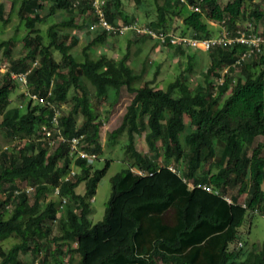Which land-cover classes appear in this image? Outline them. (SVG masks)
Returning a JSON list of instances; mask_svg holds the SVG:
<instances>
[{"label":"trees","instance_id":"obj_1","mask_svg":"<svg viewBox=\"0 0 264 264\" xmlns=\"http://www.w3.org/2000/svg\"><path fill=\"white\" fill-rule=\"evenodd\" d=\"M152 1L156 12L145 25L156 31L204 37L221 26L249 31L260 22L264 34V8L255 0H227L223 5L219 0ZM122 4L104 0L110 23L123 15ZM187 4L192 7L181 19ZM4 10L0 3L2 22L9 18ZM64 11L69 15L50 23L43 34L38 25ZM17 12L28 30L21 53L11 56L13 40H0V58L8 57L0 70V131L11 141L0 149V244L14 238L6 249L0 245V264H264V241L247 248L242 239L245 219L264 214V145L249 149L264 134V46L236 69L231 67L221 83L222 68L245 44L191 47L208 56L203 83L191 85L180 74L161 87L153 78H143L145 67L131 65L127 51L120 57L94 52L92 47L108 31L103 27L79 52L72 50L67 28L98 21L92 0H21ZM77 14L84 16L82 23ZM133 33L159 44L147 33ZM164 45L187 57L186 70L197 64V54L186 52L187 46ZM12 72H27L28 93L47 101L20 90ZM123 87L132 97L109 138L125 132L128 162L110 177L104 215L92 222L90 201L110 164L106 159L101 168L93 165L102 149L97 102L109 96L114 102ZM17 88L20 99H26L22 111L9 106ZM64 102L69 108H61ZM18 124L29 132L27 138L17 136ZM58 133L64 140L51 144ZM142 133L151 153L135 145L134 135ZM72 136L81 137V147L96 157L69 155ZM72 168L75 172L67 174ZM81 182L84 190L79 193ZM234 187L236 192L230 190ZM25 253L28 261L22 258Z\"/></svg>","mask_w":264,"mask_h":264},{"label":"rangeland","instance_id":"obj_2","mask_svg":"<svg viewBox=\"0 0 264 264\" xmlns=\"http://www.w3.org/2000/svg\"><path fill=\"white\" fill-rule=\"evenodd\" d=\"M122 16H117L115 18V23L117 26L121 24H126L130 22H136V24L141 25V27L153 18L156 12L154 1L152 0H140L144 3L143 6H140L136 0H122ZM227 0H219L221 5H223ZM259 3L264 8V0H255V3ZM0 3L5 9V16L8 14V19L6 22H2L0 20V40L1 39H12L13 43L10 46V55L17 56L21 53V48L23 45V39L28 31L22 22H20V18L18 15V7L21 3V0H0ZM251 3L247 2L246 6H250ZM191 8V5H186L181 11L180 18L186 15ZM69 15L68 12L64 11L60 14H57L53 17L47 18L43 23L38 26L41 28L42 33H45L46 27L52 23L53 21H58L60 18L66 17ZM88 15V14H86ZM90 15V14H89ZM92 18V13H91ZM123 16H126L130 21L124 22L126 20L123 19ZM84 17V16H82ZM81 15L77 14L76 21L82 23ZM86 17V16H85ZM177 19L178 22L180 21ZM134 19V20H131ZM88 22L83 23L82 27L67 28V31L70 34V37L67 42H69L70 47L73 51L79 52L82 47H84L87 43H89L93 38L102 33V27L97 22H92L90 19ZM218 25V24H217ZM262 27V23H258V27ZM221 28V27H220ZM136 31V30H135ZM134 31L128 29L123 32H108L106 36L101 38L100 43L92 47L96 54L104 53L107 56L120 57L126 51L129 53V62L136 69L140 70L142 66L145 67L143 72V78L145 79H154L155 84L165 87L170 79L175 78L177 75H182L186 77L191 83V85H195L198 82L203 83V76L205 69L207 67L208 56L206 52L196 51L191 49V47H186V52L196 53V63L193 68L189 71L186 70L188 66L187 57L179 54V51L175 49V47H168L166 45L156 44L153 40L146 37V39H141ZM131 40L130 46L128 47V41ZM58 58L59 55L56 54ZM7 55H2L0 61H6ZM3 67V66H2ZM240 69L235 70L234 74H238ZM155 72V73H154ZM20 93L19 89H15V91L11 94V102L9 106L19 107L21 111L24 109L26 104V99H20L18 96ZM73 90H70L69 97L72 95ZM132 94L128 93L125 88H121L118 98L114 102H110L111 98L105 97L97 102L98 109L100 111L101 118L103 119V124L100 127L99 135H100V143L102 146L101 153L98 155V158L93 162V165L96 168H101L104 165V161L106 159L110 160L109 167L106 173L101 177L97 184L96 192L93 195L90 201V211L88 213V217L90 221L96 222L100 220L105 212V207L110 196L111 192V183L110 177L114 175L116 172L120 171L123 167L126 166L128 159L125 155V144H126V135L125 132L122 131L118 136L114 138H109V132L115 129L122 119V116L126 110V106L129 104L131 100ZM61 108L66 109L69 108V103L64 102L61 104ZM78 120H81V115H76ZM1 119V116H0ZM185 123L188 125L189 120L186 117ZM189 130L187 126L185 128V132ZM16 134L19 138L24 139L27 138L29 132L26 128L18 124ZM143 134H135L134 142L137 149L143 150L146 153H151L148 146L144 141ZM11 141L8 140L3 132L0 131V149H3L5 145L10 144ZM258 143H262L264 145V134L256 136L249 145V149L256 146ZM157 160L162 163V157L160 155L157 156ZM215 170V169H214ZM20 186H24L19 183ZM264 189V185H263ZM84 190V183L81 182L76 187V191L81 193ZM233 192H236L237 187L230 189ZM229 195V193H228ZM244 194H242L239 199H243ZM229 200V199H228ZM242 202V201H241ZM64 205L59 206L57 216H60L64 211ZM250 223V224H249ZM243 236L242 239L245 242L247 248L259 247L262 241H264V214L263 213H254L252 216V220L249 221L245 219L242 224ZM14 238H9L3 241L0 245L4 249L9 246V243ZM28 256L26 253L22 255V258L28 261ZM37 264V263H35Z\"/></svg>","mask_w":264,"mask_h":264},{"label":"built area","instance_id":"obj_3","mask_svg":"<svg viewBox=\"0 0 264 264\" xmlns=\"http://www.w3.org/2000/svg\"><path fill=\"white\" fill-rule=\"evenodd\" d=\"M183 1V0H182ZM104 4V0H92V5L95 8V12L98 15L97 23L103 27L104 29L108 30L109 32H123L125 30H132V31H140L149 34L152 38H155L159 41V44L164 45L166 41L173 45L181 44L187 47H197L203 50L209 49L212 46H230L235 42H243L245 44V50L242 51L234 61L230 64L225 65L222 68V76L219 78V83L223 81V75L228 72V70L233 67L237 68L238 64L241 63L242 59L250 55H257L261 53L264 46V34L262 32V28L257 26L254 30H240L239 28H232L231 31L226 29L224 26H221L220 30L212 36H204V37H197L191 35H177L175 33L165 32L163 30L156 31L149 26L136 24V22H130L126 24H121L117 26L116 24L110 23L104 16L102 5ZM192 7V6H191ZM194 9H199L198 6H193ZM249 26H253L251 22H247ZM236 33V34H234ZM7 65V61H0V70H4ZM3 66V67H2ZM27 72H12L11 76L17 81L19 89L22 90L25 94H29L28 96L38 100V101H47V98L43 95L38 96L35 93L30 94L27 90V79H26ZM50 93V91H48ZM44 130V127H42ZM47 134H50V130H46ZM55 139L57 140H64V137L58 133L55 138L50 139V143L53 144ZM67 139V138H66ZM81 137L79 136H72L68 140L70 141V146L68 153L71 156L79 157V158H86L88 160L94 159L96 157V153L87 151L85 148L81 147L80 141ZM171 167V165H170ZM172 168V167H171ZM138 173H142L141 170H136ZM75 169L72 168L68 171L67 174H73ZM205 189L211 190L210 186L204 185ZM31 187H28L30 189ZM58 188H55L54 192H57ZM228 199V198H227ZM65 199H62L64 202Z\"/></svg>","mask_w":264,"mask_h":264}]
</instances>
